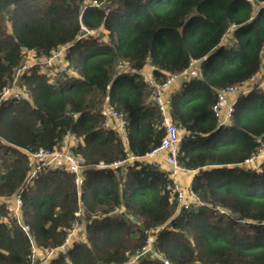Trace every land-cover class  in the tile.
<instances>
[{"label": "trees", "instance_id": "trees-1", "mask_svg": "<svg viewBox=\"0 0 264 264\" xmlns=\"http://www.w3.org/2000/svg\"><path fill=\"white\" fill-rule=\"evenodd\" d=\"M64 46L61 71L34 66L21 74L23 95L5 94L27 58ZM147 69L159 83L181 78L164 104L176 160L193 173L188 208L168 169L111 166L165 136ZM257 74L220 124L219 91ZM64 145L82 166L80 187L66 168L30 177L31 155ZM263 145L264 0H0V264H32V246L56 248L82 222V238L46 264H264Z\"/></svg>", "mask_w": 264, "mask_h": 264}, {"label": "built area", "instance_id": "built-area-1", "mask_svg": "<svg viewBox=\"0 0 264 264\" xmlns=\"http://www.w3.org/2000/svg\"><path fill=\"white\" fill-rule=\"evenodd\" d=\"M90 32V31H89ZM62 51H65V48H61ZM59 51V50H58ZM58 54L60 55V52H58ZM54 55V54H53ZM53 55L47 59L50 60L51 58H53ZM191 67V71L193 76L197 77L198 76V67L196 65V60H194L193 62L190 63ZM187 71L184 70V73ZM177 79L176 76H171L168 77V79L166 80L165 83H163L160 86H157L156 83L154 82V80L147 79L145 80L148 84L153 85L154 86V92H155V97H156V102L159 105L160 109L163 111V124L165 126V136L164 138L161 140L159 146L157 148H155L154 150H152L150 152L149 155H156L158 153H163L164 154V159H165V163L168 167V170L171 172L172 174V178L175 180L174 183V192L176 194V200L180 203L181 206L187 208L191 202L193 201H198L197 196L195 195V193L193 192H185L182 190L181 186L177 183V178L180 172H184L187 171L186 168H184L183 166L179 165V163L176 160V156H177V152H178V145L180 143V136L178 133V128L177 126L170 120L169 116L166 114V106L164 104V98L163 95L161 93V91L168 86V84H173V82H175ZM244 90H247L246 87H226L224 89H221L218 93V100L217 103L214 106V112L216 114V116L219 118V122L220 124H225L229 118L230 115L232 113L233 110V103L235 102V100H233L231 105H225V100L227 95H237L238 93L242 92ZM5 94H8V92H6ZM236 97V96H235ZM111 115L113 116V118L117 119V123H119L121 126H123L125 124L124 121H120V116L114 112L111 111ZM36 157V161L41 162L42 159L45 156H49L51 157V160L53 162V164L56 167L59 168H66L68 170H70L71 172H73L75 174V179L74 182L77 185V187H80L83 184V176L80 173V164L77 161V158L74 155L71 154H67L65 152H63L62 150H56L54 149L51 152H46L43 150H39L37 153L33 154ZM126 160L123 161H117L113 164H111V166H121L123 164V162H125ZM151 165H155L154 163H151ZM99 167H103L102 164H99ZM39 168V166L37 167V169ZM37 169L33 170L31 172L30 175H33ZM199 203L201 205H203V203L201 201H199ZM21 206V200L19 197L15 198V205H14V210L15 212H17V210L20 208ZM12 209V208H9ZM222 212V210H221ZM23 230L27 231L28 227L27 226H22ZM71 234H69L68 236H70ZM65 244H62L58 247H56L55 249H51L48 250L49 254L48 257H50V255H52L54 253V251L59 252H64ZM146 247H143V249H145ZM145 250H148V248H146ZM35 248L32 246L31 247V256L33 257L34 253H35Z\"/></svg>", "mask_w": 264, "mask_h": 264}, {"label": "rangeland", "instance_id": "rangeland-1", "mask_svg": "<svg viewBox=\"0 0 264 264\" xmlns=\"http://www.w3.org/2000/svg\"><path fill=\"white\" fill-rule=\"evenodd\" d=\"M98 32V31H97ZM90 34H93L94 33V31H92V33L91 32H89ZM67 47L68 46H64V47H62V48H65V51H62L61 49L59 50V52H60V55L58 54V53H54V55H53V58H54V60L53 59H51V60H46V59H41L40 61H39V59L37 60V62H35V60L34 61H32V60H30L31 58L29 57V58H27V60H25V58H24V63L21 65V67L19 68V70L16 72V76H15V78H14V81H13V85H14V88H11V89H6L5 91H8V94H10L11 92H14V93H16V95L18 94V93H22V95L24 94V91H23V88H22V86H20V77L22 76L21 74L22 73H27V72H29L34 66H38L39 67V70L40 71H43V72H46L48 75H52V74H55L56 72H58V71H61L62 69H63V67L61 66V64L63 63V62H61V60L60 59H62V58H60V56L61 55H64L66 52H67ZM32 56V55H31ZM60 68H59V67ZM261 75L262 74H257V75H255L249 82H248V84L245 86L246 88H248V87H251L254 83H256V81L261 77ZM178 78V77H177ZM174 83V82H173ZM154 94H155V92H154ZM21 95V94H20ZM21 95V96H22ZM238 95V94H237ZM237 95H235V96H237ZM228 97L229 96H227L226 97V100L228 101L226 104L227 105H231L232 104V96H231V98H229L228 99ZM63 152H65V153H67V154H71V155H73V153H72V149H71V147H69V146H67V145H64L62 148H60ZM60 149H58V150H60ZM259 154H264V145L262 146V148H261V150L259 151V153H258V155ZM37 159H36V157L34 156V155H31L30 156V163H31V167L33 166L34 167V169L33 170H35V169H37V167L39 166V168L37 169V171L41 168V167H44V168H53V167H55V165L53 164V162H52V160H51V157H49V156H45L43 159H42V161L41 162H38V161H36ZM168 168V167H167ZM36 171V172H37ZM35 172V173H36ZM34 173V174H35ZM34 174L33 175H30V177H32V176H34ZM7 211L8 212H12V210L11 209H9V208H7ZM17 213V212H16ZM79 218H81L82 216L81 215H79L78 216ZM21 222L22 221V218H20V219H18L17 220V222ZM84 230H85V225H84V223L82 222V223H80V224H78L77 226L75 225L72 229H71V235L69 236V241L71 242L72 240H73V238H75V236H76V238H78V239H81L82 238V234H84ZM66 238V237H65ZM54 249V248H53ZM156 249L153 247V245H152V247H149V249L147 250V251H152V252H154ZM48 254H49V251H46V252H39L38 250L37 251H35V253H34V255H33V257H31L32 258V264H46L47 263V261L50 259V258H52V257H54L55 255H58V252L57 251H54V253L52 254V255H50V257H48ZM135 261V258L132 260V262L131 263H133Z\"/></svg>", "mask_w": 264, "mask_h": 264}, {"label": "crops", "instance_id": "crops-1", "mask_svg": "<svg viewBox=\"0 0 264 264\" xmlns=\"http://www.w3.org/2000/svg\"><path fill=\"white\" fill-rule=\"evenodd\" d=\"M144 75L150 77V74L148 73V69L146 70V72H145ZM180 80H181V78H180V79H179V78L176 79V81H175V83L172 85V87H169V88L164 92L163 98H164L165 94H167L169 91L172 90V88H176V86H178V85L180 84ZM227 96H229L228 99L231 98V96H232V101L236 99V97H235L233 94H232V95H227ZM227 102H228V101L225 100V105H227V104H226ZM115 120H116V119H115ZM115 122H116V121L109 120V121H107V125H109V126H112L113 124L115 125ZM135 159H137V160H145L146 162H149L150 164H151V163H154V164H156L158 167H162V170H166V169H168V168H167V165H166V163H165V159H164L163 155L149 156V157H139V158H135ZM192 175H193L192 172H180L179 175H178V178H177V183H178L181 187L187 189V188H188V185H189V183H190V180H191V178H192Z\"/></svg>", "mask_w": 264, "mask_h": 264}, {"label": "bare ground", "instance_id": "bare-ground-1", "mask_svg": "<svg viewBox=\"0 0 264 264\" xmlns=\"http://www.w3.org/2000/svg\"><path fill=\"white\" fill-rule=\"evenodd\" d=\"M150 78H152V77H148V76H144V80H147V79H150ZM155 83H156V85L157 86H160L161 87V85L163 84V83H165L166 81H164V82H161V83H159V82H157V81H154ZM150 85V84H149ZM151 87H153L154 88V86L153 85H150ZM169 86H170V84H168V86H166L163 90H165V89H167V88H169ZM163 90L161 91V93L163 92ZM4 96H5V94H4ZM18 98L19 97H21V95H18L17 96ZM118 124V126H119V128L122 130V131H124V127H125V124L123 125V126H121L119 123H117ZM180 136V135H179ZM159 146V145H158ZM157 146V147H158ZM156 147V148H157ZM154 150V149H153ZM150 154V153H149ZM147 155L146 157H149V156H158V155H163L164 156V154L163 153H158V154H156V155ZM263 155V154H262ZM133 159H135V157H133V156H130L129 158H126V159H122V160H119V161H123V160H126L125 162H123V164H125V163H127V162H129V160H133ZM252 160V159H251ZM251 160H249V161H251ZM77 161H78V163L80 164V162H79V160L77 159ZM99 164H102L103 165V167L101 168V167H99ZM98 164V169H104L105 167H106V165L105 164H103V163H99ZM122 164V165H123ZM80 166H81V164H80ZM81 169H82V166H81V168H80V173H81ZM167 172L170 174V176L172 177V174H171V172L169 171V170H167ZM184 172H191L190 170H188L187 169V171H184ZM173 179V178H172ZM173 181H174V183H175V180L173 179ZM182 188V190L183 191H185L184 190V188L183 187H181ZM189 192H192V191H189ZM194 202V201H193ZM193 202H191V203H193ZM190 203V204H191ZM180 204V203H179ZM181 206V205H180ZM190 206V205H189ZM188 206V207H189ZM181 207H183V206H181ZM187 207V208H188ZM183 208H185V207H183ZM71 233V230L67 233V235H66V238L64 239V241H63V243L62 244H67V245H69L70 244V241H69V234ZM55 249V248H54Z\"/></svg>", "mask_w": 264, "mask_h": 264}]
</instances>
